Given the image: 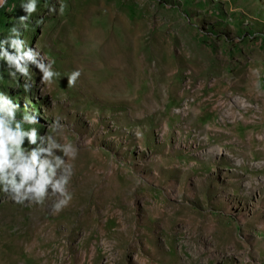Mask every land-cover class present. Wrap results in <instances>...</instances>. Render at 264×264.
Here are the masks:
<instances>
[{
	"label": "rangeland",
	"instance_id": "rangeland-1",
	"mask_svg": "<svg viewBox=\"0 0 264 264\" xmlns=\"http://www.w3.org/2000/svg\"><path fill=\"white\" fill-rule=\"evenodd\" d=\"M22 3L0 6V45ZM27 23L60 77L30 65L25 93L0 61V92L41 135L65 126L77 185L58 214L0 192V264H264V0H38ZM116 37L120 92L103 62ZM101 168L115 186L90 190Z\"/></svg>",
	"mask_w": 264,
	"mask_h": 264
},
{
	"label": "clouds",
	"instance_id": "clouds-1",
	"mask_svg": "<svg viewBox=\"0 0 264 264\" xmlns=\"http://www.w3.org/2000/svg\"><path fill=\"white\" fill-rule=\"evenodd\" d=\"M5 2L0 0V6ZM21 6L27 16L19 18V25L10 29L0 45V61H6L12 79L15 80L18 74L23 77V90L29 93L34 86L31 83L30 65L39 69L42 73L41 83L48 87L55 83L60 73L54 70V60L45 62L39 51L27 47L21 38V27L27 30L29 18L37 11L38 0H27ZM63 9L64 5L61 4L60 11L63 12ZM49 12H56V8L50 7ZM4 45H10L14 53ZM80 75V70L76 69L66 76L68 88L76 86ZM19 111V104L0 92V192L20 206H43L51 200L52 214H58L72 200L69 186L73 166L65 158L74 161L78 150L71 142H61L64 140L65 126L58 119L48 126L47 134L41 135L36 127H26L39 123L37 115L25 111L18 118ZM26 141L29 147H25ZM58 152L62 155H58Z\"/></svg>",
	"mask_w": 264,
	"mask_h": 264
},
{
	"label": "bare ground",
	"instance_id": "bare-ground-1",
	"mask_svg": "<svg viewBox=\"0 0 264 264\" xmlns=\"http://www.w3.org/2000/svg\"><path fill=\"white\" fill-rule=\"evenodd\" d=\"M110 19H111V16L109 17ZM109 19V20H110ZM115 30H116V28H115ZM77 31V30H76ZM120 31H121V29H120ZM119 31V32H120ZM99 32V31H98ZM97 32V33H98ZM102 33V32H101ZM99 34V33H98ZM104 34V33H103ZM97 35V34H96ZM101 35V34H100ZM104 35H106V34H104ZM103 35V36H104ZM108 35V34H107ZM115 35V34H114ZM120 35H122L121 33H120ZM109 36V35H108ZM113 36V35H112ZM118 36V35H117ZM95 37H97V36H95ZM110 37H111V35H110ZM103 38V37H102ZM121 38H123V37H121ZM111 39V38H110ZM110 39H109V41H110ZM103 39H101V41H102ZM108 40V39H107ZM113 40V39H112ZM112 40H111V42H109V43H112ZM94 42H95V40H93ZM106 42H108V41H106ZM123 42V41H122ZM113 44L115 45L114 46V49H115V51H114V54L113 55H111V56H107V58H105L104 59V65L107 67V70L109 71V73H108V75H109V80H112L113 82H115V83H112L111 82V84H112V87L113 86H115L116 85V88L115 89H117V91L118 92H120V90H121V83H122V80H123V77H124V73H125V67H124V58H123V50H122V45H121V41H120V37L119 38H115V41L113 42ZM95 45H96V42H95ZM97 46V45H96ZM99 46V45H98ZM105 46V45H104ZM110 46V45H109ZM111 46H113L112 44H111ZM100 47H101V45H100ZM103 47V46H102ZM110 48H113V47H110ZM101 50V49H100ZM108 51H110V50H108ZM112 51H113V49H112ZM104 52V51H103ZM111 52V51H110ZM109 52V53H110ZM107 55H108V53H107ZM106 57V56H105ZM101 60V59H100ZM101 62V61H100ZM101 65H102V63H101ZM104 67V66H103ZM97 68V67H96ZM104 70H105V67H104ZM106 72V71H105ZM107 74V73H106ZM85 76V75H84ZM107 76V75H106ZM108 81V80H107ZM106 84V83H105ZM108 84V83H107ZM114 88V87H113ZM114 89V90H115ZM60 153V152H59ZM66 159V158H65ZM69 162V161H68ZM71 164V163H70ZM102 165H103V163H102ZM109 166V165H108ZM102 167V166H101ZM107 167V166H106ZM110 167V166H109ZM97 169V168H96ZM95 169V170H96ZM94 171V170H93ZM109 171V170H108ZM76 172H77V170H76ZM110 172V171H109ZM108 172H106V170L105 169H100L98 172H96V173H94L92 176H91V178L88 180V183H89V189L90 190H98V191H101V190H105V189H109V188H111V187H114L115 185H113L112 184V177L113 176H108V174H107ZM117 173V172H116ZM115 173V174H116ZM75 174V173H74ZM110 174V173H109ZM73 176V175H72ZM109 178H111V179H109ZM81 179V178H80ZM78 180V179H77ZM83 180V179H82ZM79 181H81V180H79ZM78 181V182H79ZM76 183L74 182V180H73V177L71 178V183H70V186H69V190H73V188H74V185H75ZM77 185V184H76ZM99 195L97 194V195H95L94 194V198L95 199H98L99 197H98ZM70 203H72V202H70ZM54 249V248H53ZM57 252V251H56ZM49 253V252H48ZM52 254V253H51ZM53 254H54V251H53ZM52 254V255H53ZM51 255V256H52ZM252 255H253V253H252ZM58 256V255H57ZM43 257V256H42ZM41 257V258H42ZM55 257H56V255H55ZM41 258H39V259H41ZM44 258V257H43ZM56 263V262H55Z\"/></svg>",
	"mask_w": 264,
	"mask_h": 264
}]
</instances>
